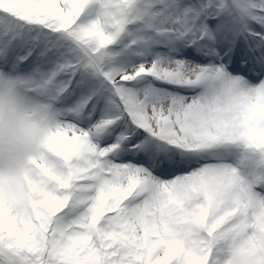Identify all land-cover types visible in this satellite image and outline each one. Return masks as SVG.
Here are the masks:
<instances>
[{
  "label": "snow or ice",
  "instance_id": "1",
  "mask_svg": "<svg viewBox=\"0 0 264 264\" xmlns=\"http://www.w3.org/2000/svg\"><path fill=\"white\" fill-rule=\"evenodd\" d=\"M0 72V264H264V0H0Z\"/></svg>",
  "mask_w": 264,
  "mask_h": 264
},
{
  "label": "clouds",
  "instance_id": "2",
  "mask_svg": "<svg viewBox=\"0 0 264 264\" xmlns=\"http://www.w3.org/2000/svg\"><path fill=\"white\" fill-rule=\"evenodd\" d=\"M42 103L26 95L19 74L0 72V163L5 167L27 158L43 136Z\"/></svg>",
  "mask_w": 264,
  "mask_h": 264
}]
</instances>
